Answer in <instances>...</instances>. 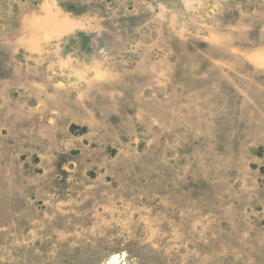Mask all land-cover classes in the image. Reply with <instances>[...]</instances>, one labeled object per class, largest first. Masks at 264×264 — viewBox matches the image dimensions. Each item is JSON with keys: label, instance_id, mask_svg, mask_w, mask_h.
Masks as SVG:
<instances>
[{"label": "rangeland", "instance_id": "374dc122", "mask_svg": "<svg viewBox=\"0 0 264 264\" xmlns=\"http://www.w3.org/2000/svg\"><path fill=\"white\" fill-rule=\"evenodd\" d=\"M0 264H264V0H0Z\"/></svg>", "mask_w": 264, "mask_h": 264}, {"label": "bare ground", "instance_id": "6f19581e", "mask_svg": "<svg viewBox=\"0 0 264 264\" xmlns=\"http://www.w3.org/2000/svg\"><path fill=\"white\" fill-rule=\"evenodd\" d=\"M113 260H114V261H116V260H117V258L115 257Z\"/></svg>", "mask_w": 264, "mask_h": 264}]
</instances>
